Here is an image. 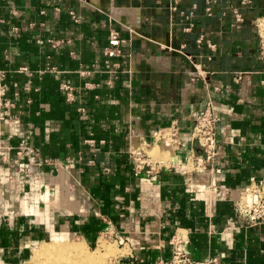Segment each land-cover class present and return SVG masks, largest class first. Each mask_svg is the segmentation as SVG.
Instances as JSON below:
<instances>
[{"label":"crops","instance_id":"1","mask_svg":"<svg viewBox=\"0 0 264 264\" xmlns=\"http://www.w3.org/2000/svg\"><path fill=\"white\" fill-rule=\"evenodd\" d=\"M241 2L217 0L207 16L204 0L178 11L174 0H0V264H26L53 240L94 246L104 233L126 251L115 264H155L177 232L195 260L264 264V224L248 227L235 207L264 177L253 25L264 0ZM111 29L124 42L113 57ZM208 102L221 150L197 173L187 160L201 152L191 135ZM175 123L183 144L168 152L158 134ZM135 149L161 168L137 175Z\"/></svg>","mask_w":264,"mask_h":264},{"label":"built area","instance_id":"2","mask_svg":"<svg viewBox=\"0 0 264 264\" xmlns=\"http://www.w3.org/2000/svg\"><path fill=\"white\" fill-rule=\"evenodd\" d=\"M182 1L174 0L172 10L178 11V6ZM204 1L206 4V15L212 16L214 13V4L217 0ZM241 3L242 6H247L250 4V0H242ZM230 12L236 26L239 27L244 23L245 17L240 8L233 7ZM180 14H184V12H180ZM253 25L259 37L260 59L264 61V16L257 17L253 21ZM204 41L205 36L200 35L198 43L202 44ZM123 44L124 42L120 32L116 29H111L109 46L105 49L106 54L111 57L120 55ZM210 47L213 48L214 46L210 45ZM63 90L67 92L69 101L74 99L72 87L64 84ZM218 122L219 118L215 113L214 106L212 102H208L200 112L192 130L191 141L196 143L201 151L199 154H191L187 160V163L192 166L194 172L205 173L211 171L219 158L221 147L217 133ZM158 141L164 145L165 149H169L170 152L181 148L183 142L180 138L178 124L175 123L168 130L160 131ZM25 151L31 153L30 149L27 148L25 150L21 148L17 151V154L22 155ZM131 153L135 161L134 171L137 175L142 172L152 175L161 168V163L154 161L146 151L135 149ZM24 169L22 167L20 170L23 171ZM235 207L238 215L245 221L248 227L264 224V177L259 182H254L248 190L242 192L239 200L235 203ZM170 245L171 257L169 259L160 258L155 264H224L223 260L218 256L209 257L205 260L193 259L186 248L187 238L181 232H177L172 237Z\"/></svg>","mask_w":264,"mask_h":264},{"label":"bare ground","instance_id":"3","mask_svg":"<svg viewBox=\"0 0 264 264\" xmlns=\"http://www.w3.org/2000/svg\"><path fill=\"white\" fill-rule=\"evenodd\" d=\"M166 151L169 152V149ZM113 247L111 245L104 244V248L101 249L100 252H87L81 243L51 242L42 245L40 248L38 247L39 250L37 251L36 260L38 261L37 264H39L41 261L40 259L43 257L49 258L54 256L56 257L58 264H107V257L115 254V248ZM119 252L123 253L121 250Z\"/></svg>","mask_w":264,"mask_h":264},{"label":"rangeland","instance_id":"4","mask_svg":"<svg viewBox=\"0 0 264 264\" xmlns=\"http://www.w3.org/2000/svg\"><path fill=\"white\" fill-rule=\"evenodd\" d=\"M154 152H155L154 154H155L156 156H158V154H159V152H160L159 148H156V149L154 150ZM103 239H104V240H103ZM51 242H53V243H58V242H63V243H65V242L81 243V244H83V246H84V248L87 250V252H88V251H89V252H100V250L104 248V244H106V245H111L112 247L114 246L113 248H115V254H113V255L107 257V259H106V263H107V264H115L116 261H117V258L119 257V255H121V254H123V253L126 252L125 250L120 249L118 243L115 242V241L113 240V238L111 237L110 234H106V233H104L103 235H101V237L99 238L98 243L95 244L94 246L86 244L82 239H80V238H78V237H72L71 239H68V240H63V239H60V240H53V241H51ZM51 242H48V243H51ZM103 243H104V244H103ZM44 244H46V243H43V244L39 245L38 247L40 248V247H41L42 245H44ZM38 247L34 248L33 256H32V258H31L26 264H32V262H33V264H37V263H38V261L36 260V259H37V257H36V255H37V251L39 250ZM95 250H96V251H95ZM98 250H99V251H98ZM120 250H121L123 253H120V252H119ZM40 260H41V261H40L39 264H50V263H56V264H58V263H57V259H56V257H54V256H51V257H49V258H48V257H45V258L43 257V258L40 259ZM42 260H43V261H42ZM75 264H77V263H75Z\"/></svg>","mask_w":264,"mask_h":264}]
</instances>
